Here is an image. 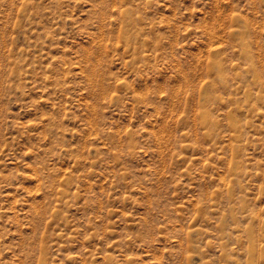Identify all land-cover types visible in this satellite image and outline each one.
<instances>
[{"label":"rangeland","instance_id":"rangeland-1","mask_svg":"<svg viewBox=\"0 0 264 264\" xmlns=\"http://www.w3.org/2000/svg\"><path fill=\"white\" fill-rule=\"evenodd\" d=\"M252 263L264 0H0V264Z\"/></svg>","mask_w":264,"mask_h":264},{"label":"bare ground","instance_id":"bare-ground-1","mask_svg":"<svg viewBox=\"0 0 264 264\" xmlns=\"http://www.w3.org/2000/svg\"><path fill=\"white\" fill-rule=\"evenodd\" d=\"M201 115H203V114H201ZM203 119H204V123H208V124H209V118H208L207 116L204 117ZM209 125H210V124H209ZM239 163H240V162H238V161L235 162L234 165H233V167H234V168H239V169H240V168H241V165H240ZM248 233H249V235H250L251 237H253V230H249ZM249 244H251L250 247H249V249H248V250H249V253L253 255L254 250H255V244H253L252 242H250ZM256 246H257V245H256ZM256 255H257V254H256ZM252 262H253V261H252ZM252 264H253V263H252Z\"/></svg>","mask_w":264,"mask_h":264}]
</instances>
